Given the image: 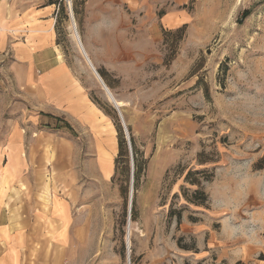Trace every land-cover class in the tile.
<instances>
[{
	"label": "rangeland",
	"instance_id": "obj_1",
	"mask_svg": "<svg viewBox=\"0 0 264 264\" xmlns=\"http://www.w3.org/2000/svg\"><path fill=\"white\" fill-rule=\"evenodd\" d=\"M0 2L27 24L21 30L44 31L70 72L64 90L78 87L73 94L91 105L78 119L38 114L21 96L16 44L26 45V34L11 37L0 52V94L5 120L18 122L0 128V146L12 130L26 151L0 154V166L17 160L0 169L1 225L20 232L30 211L57 212L64 197L78 261L87 253L90 264H129L133 194L131 264H264V0ZM71 7L93 66L123 104L129 136L80 51ZM47 235L32 253L45 264L57 253ZM6 252L0 245V258Z\"/></svg>",
	"mask_w": 264,
	"mask_h": 264
},
{
	"label": "crops",
	"instance_id": "obj_2",
	"mask_svg": "<svg viewBox=\"0 0 264 264\" xmlns=\"http://www.w3.org/2000/svg\"><path fill=\"white\" fill-rule=\"evenodd\" d=\"M17 16L16 11L10 3L0 2V52L6 50V47L11 41V37L21 32H25L26 34V45L16 44L17 58L20 61V67L22 69L21 89L23 91L21 96L26 98L27 101L31 97V101L39 106L38 114L47 112V110H58L65 112L70 118L78 119V109L82 113L80 107L91 106L86 94L74 95V91L78 89V87H75L74 89H70L71 94L68 95V90H64L63 87H67L68 83H70L66 79L70 72L58 60L55 53V46L52 44H44L47 38L46 35H42L44 33L43 30L32 31L36 33H30L29 31L31 30L29 29L25 31L21 30V24L24 26H27V24L23 21H18ZM87 46L91 49L92 44H87ZM18 65L16 64L14 68ZM63 78L66 79V83L61 82ZM67 95L68 97H65ZM2 99L3 96L0 94V128L2 126L4 127L6 122H8L7 124L13 129L14 123L18 121H14L12 118L5 120V114L10 107L4 105ZM27 108H29L28 105ZM25 114L23 118L27 117V113ZM52 115L56 116L54 114ZM20 120L22 119H19V122H21ZM19 137L18 134L12 133L11 130L8 138L10 145L0 146V154L5 153L7 160H9L8 153L9 155L25 153L26 148L24 145L17 146L22 143L20 141L17 143ZM0 138H2L1 133ZM16 165V157H11L10 161L3 159L0 169H5L7 173L8 170L12 171ZM44 198L47 200L46 195H44ZM71 208V203L64 197H61L58 201L57 212H54L53 209H50V211L42 209L30 211V215L28 216L30 220L24 224L23 230L20 232L10 225L0 224V245H5L7 251L0 259H3L4 264H24L23 250L27 251V258L30 264H45L40 259L35 260L32 253L36 252L35 250L39 249V245L44 243V236H47L48 241L49 237L47 234L51 233L53 249L57 250V253L56 258H52V261L48 262V264H63L65 262L62 260L63 254L61 250L69 251V264H90L87 253H85L82 263L78 261L75 255L74 248H77L78 233L75 229L76 219L73 216ZM14 248L21 250L20 258L16 260L13 255Z\"/></svg>",
	"mask_w": 264,
	"mask_h": 264
},
{
	"label": "water",
	"instance_id": "obj_3",
	"mask_svg": "<svg viewBox=\"0 0 264 264\" xmlns=\"http://www.w3.org/2000/svg\"><path fill=\"white\" fill-rule=\"evenodd\" d=\"M70 18H71V21L73 23V28H74L75 34H76V36L78 38V41H79L80 45H82L81 40H80V38L78 36V33H77L76 23H75V19H74V14H73L72 8L70 9ZM94 70L97 73V75L100 77V80L102 82L103 88H104V90H106V93L109 95V97L111 98L112 102L115 101L112 92L110 91V89L108 88V86L105 84V82H104L103 78L101 77V75L96 71V69H94ZM112 104L115 106V108L117 110V113L119 115V118H120V120H121V122L123 124L124 129H125L126 135L129 136L128 129H127L126 124H125L124 116L122 114V111H121L120 107H118V105H117L116 102H114ZM133 167H134V165H133ZM132 208H133V194H131V197H130L129 218H128V227H127L128 228L127 229V241H126V244H127L128 263L129 264H131V262H130L131 250H130V244H129L130 243L129 229H130V223H131Z\"/></svg>",
	"mask_w": 264,
	"mask_h": 264
},
{
	"label": "bare ground",
	"instance_id": "obj_4",
	"mask_svg": "<svg viewBox=\"0 0 264 264\" xmlns=\"http://www.w3.org/2000/svg\"><path fill=\"white\" fill-rule=\"evenodd\" d=\"M72 8V7H71ZM74 19H75V16H74ZM72 23V22H71ZM75 23H76V29H77V33H78V36H79V38H80V40H81V43H82V45H80V43H79V41H78V38H77V36H76V34H75V31H74V34H75V39H76V41H77V43H78V46H79V48H80V51H81V53L85 56V58L87 59V61L89 62V64H90V66L92 67V69H93V72L95 73V75H96V78H97V80L100 82V84L102 85V82H101V80H100V77L97 75V73L95 72V70L94 69H96L94 66H93V63H92V60H91V58H90V56H89V54H88V51H87V49H86V47H85V45H84V43H83V41H82V39H81V37H80V34H79V31H78V27H77V22H76V20H75ZM72 27H73V23H72ZM74 29V28H73ZM97 71V70H96ZM102 87H103V85H102ZM104 89V88H103ZM105 91V93H106V90H104ZM106 95L108 96V98H109V100L112 102V100H111V98L109 97V95L106 93ZM113 97H114V95H113ZM114 100L115 101H113L112 103H114V102H116L117 103V105H118V107H120V109H121V106H123V104L121 103V102H119L117 99H115V97H114ZM129 133V132H128ZM129 238H130V249H131V229H129ZM126 240H127V238H126Z\"/></svg>",
	"mask_w": 264,
	"mask_h": 264
},
{
	"label": "trees",
	"instance_id": "obj_5",
	"mask_svg": "<svg viewBox=\"0 0 264 264\" xmlns=\"http://www.w3.org/2000/svg\"><path fill=\"white\" fill-rule=\"evenodd\" d=\"M61 6H62V4H61ZM100 75H101V77L102 78H104V76H103V74L99 71L98 72ZM118 132L120 133V135H121V130H120V128L118 127ZM122 137V136H121ZM121 147L123 148L124 146H125V142L123 141V139L121 138ZM134 210H135V207H134V204H133V208H132V214H134Z\"/></svg>",
	"mask_w": 264,
	"mask_h": 264
}]
</instances>
